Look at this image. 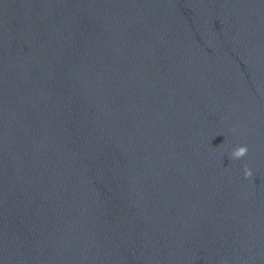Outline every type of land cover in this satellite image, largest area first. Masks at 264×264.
Masks as SVG:
<instances>
[{
	"label": "water",
	"instance_id": "95a60500",
	"mask_svg": "<svg viewBox=\"0 0 264 264\" xmlns=\"http://www.w3.org/2000/svg\"><path fill=\"white\" fill-rule=\"evenodd\" d=\"M0 264H264V0H0Z\"/></svg>",
	"mask_w": 264,
	"mask_h": 264
},
{
	"label": "clouds",
	"instance_id": "9594fccd",
	"mask_svg": "<svg viewBox=\"0 0 264 264\" xmlns=\"http://www.w3.org/2000/svg\"><path fill=\"white\" fill-rule=\"evenodd\" d=\"M248 151H249V149H248L247 145L237 146L231 152L230 157H231V159H241L248 154ZM244 175H245V178H250L253 176L252 169L250 167H248L247 165H245Z\"/></svg>",
	"mask_w": 264,
	"mask_h": 264
}]
</instances>
